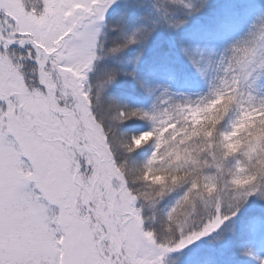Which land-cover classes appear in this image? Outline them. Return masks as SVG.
Listing matches in <instances>:
<instances>
[{
	"label": "snow or ice",
	"instance_id": "6c2138e0",
	"mask_svg": "<svg viewBox=\"0 0 264 264\" xmlns=\"http://www.w3.org/2000/svg\"><path fill=\"white\" fill-rule=\"evenodd\" d=\"M0 264H264V0H0Z\"/></svg>",
	"mask_w": 264,
	"mask_h": 264
},
{
	"label": "trees",
	"instance_id": "16d2710c",
	"mask_svg": "<svg viewBox=\"0 0 264 264\" xmlns=\"http://www.w3.org/2000/svg\"><path fill=\"white\" fill-rule=\"evenodd\" d=\"M122 99H124V100H129V97H122Z\"/></svg>",
	"mask_w": 264,
	"mask_h": 264
}]
</instances>
